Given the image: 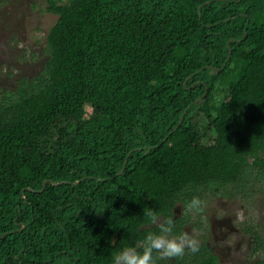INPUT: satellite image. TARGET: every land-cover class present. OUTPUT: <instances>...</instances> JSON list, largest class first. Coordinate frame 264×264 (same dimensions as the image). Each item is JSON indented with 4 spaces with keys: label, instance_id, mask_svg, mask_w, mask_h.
I'll return each mask as SVG.
<instances>
[{
    "label": "trees",
    "instance_id": "1",
    "mask_svg": "<svg viewBox=\"0 0 264 264\" xmlns=\"http://www.w3.org/2000/svg\"><path fill=\"white\" fill-rule=\"evenodd\" d=\"M46 4L42 69L0 94V264H114L264 149V0ZM176 264L220 263L201 242Z\"/></svg>",
    "mask_w": 264,
    "mask_h": 264
},
{
    "label": "rangeland",
    "instance_id": "2",
    "mask_svg": "<svg viewBox=\"0 0 264 264\" xmlns=\"http://www.w3.org/2000/svg\"><path fill=\"white\" fill-rule=\"evenodd\" d=\"M46 5V0H0V94L14 90L19 78H31L42 69L47 57L45 34L56 18ZM215 84L214 99H224L221 80ZM254 155L264 163V149L247 155L234 180L209 181L180 192L170 208L171 236L189 234L218 256L220 264H261L264 166L252 165ZM194 197L203 202L202 211L189 209ZM165 222L157 216L155 225ZM157 256L159 264H176L177 257L159 259V253Z\"/></svg>",
    "mask_w": 264,
    "mask_h": 264
},
{
    "label": "clouds",
    "instance_id": "3",
    "mask_svg": "<svg viewBox=\"0 0 264 264\" xmlns=\"http://www.w3.org/2000/svg\"><path fill=\"white\" fill-rule=\"evenodd\" d=\"M203 202L194 197L189 204L190 210L197 212L202 211ZM153 224L157 221V216L154 212L147 213ZM161 234L149 233L143 243L140 245L143 252H137L135 248H126L113 258L114 264H156V259L153 257V252L159 253V259H172L183 257L186 249L191 253L199 251V241L187 233L178 237H172L173 221L167 220L160 224Z\"/></svg>",
    "mask_w": 264,
    "mask_h": 264
},
{
    "label": "water",
    "instance_id": "4",
    "mask_svg": "<svg viewBox=\"0 0 264 264\" xmlns=\"http://www.w3.org/2000/svg\"><path fill=\"white\" fill-rule=\"evenodd\" d=\"M206 3H208V1H204L202 4H206ZM199 7H200V5L197 6V13H198ZM244 31H245V29H243V33H242L241 37L243 36ZM229 55H230V50H229V48H228V51H227V54H226L225 61L229 58ZM223 65H224V63L221 64V66H223ZM212 69H213V71H216V70H217L216 67H213ZM196 101H197V102H200V101H201V96H199L198 98H196ZM181 119H182V114L180 115V117H179L178 122H177L176 125H178V123L181 121ZM125 161H126V160L124 159V162H123V163H125ZM122 168H123V165H122V167L118 170L117 173H119V172L122 170ZM44 182H45V180H43L42 185L44 184ZM53 183H55V182H53ZM3 235H4V234H1V236H3Z\"/></svg>",
    "mask_w": 264,
    "mask_h": 264
},
{
    "label": "flooded vegetation",
    "instance_id": "5",
    "mask_svg": "<svg viewBox=\"0 0 264 264\" xmlns=\"http://www.w3.org/2000/svg\"><path fill=\"white\" fill-rule=\"evenodd\" d=\"M213 254V253H212ZM215 257H216V259H217V261H218V256H216L215 254H213Z\"/></svg>",
    "mask_w": 264,
    "mask_h": 264
}]
</instances>
